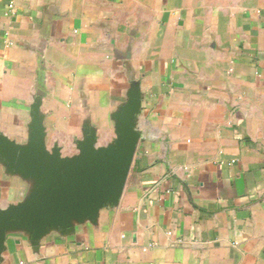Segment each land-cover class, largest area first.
<instances>
[{"label": "crops", "instance_id": "1", "mask_svg": "<svg viewBox=\"0 0 264 264\" xmlns=\"http://www.w3.org/2000/svg\"><path fill=\"white\" fill-rule=\"evenodd\" d=\"M135 97L120 199L10 222L0 264H264V0H0V137L75 159ZM57 180L0 153V211Z\"/></svg>", "mask_w": 264, "mask_h": 264}, {"label": "water", "instance_id": "2", "mask_svg": "<svg viewBox=\"0 0 264 264\" xmlns=\"http://www.w3.org/2000/svg\"><path fill=\"white\" fill-rule=\"evenodd\" d=\"M138 106L139 99L135 97L123 107L114 145L96 149L90 137L82 146V155L75 159L63 158L57 149H45L39 128L28 149L0 137V153L13 169L58 179L33 200L0 211V251L10 222L32 223L37 237L49 221L64 224L72 215H94L101 206L120 199L140 140L132 123Z\"/></svg>", "mask_w": 264, "mask_h": 264}]
</instances>
